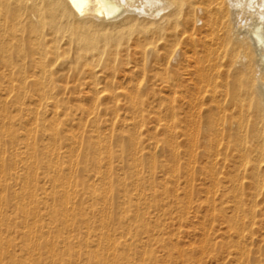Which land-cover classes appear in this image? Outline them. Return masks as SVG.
<instances>
[{"label":"bare ground","instance_id":"1","mask_svg":"<svg viewBox=\"0 0 264 264\" xmlns=\"http://www.w3.org/2000/svg\"><path fill=\"white\" fill-rule=\"evenodd\" d=\"M148 98L165 181L264 208V0H0V264L133 263Z\"/></svg>","mask_w":264,"mask_h":264},{"label":"rangeland","instance_id":"2","mask_svg":"<svg viewBox=\"0 0 264 264\" xmlns=\"http://www.w3.org/2000/svg\"><path fill=\"white\" fill-rule=\"evenodd\" d=\"M80 98L82 103L89 104L85 96ZM147 101L148 112L134 129L142 140V152L150 154L143 158L139 167L137 183L142 191L138 195L131 192L124 195L114 186L115 192L109 201L120 204L131 196L137 197L141 203L139 215L144 216L143 220L133 218V227L128 229L120 227L116 221L107 226L111 235L117 237L122 232L123 238L128 240L127 245L118 247L119 256L130 258L132 264H264V208L257 206L234 212L230 195L187 194L181 184L174 187L165 181V114L157 112L160 105L156 102L150 98ZM120 102H124L123 99ZM124 112L125 109L119 111ZM134 130L130 129L128 133ZM151 157L154 162L152 172L148 167ZM127 173V165L122 163L116 178L128 183ZM152 191H155L153 198L150 197ZM257 199L263 202L261 196ZM213 206L217 210H212ZM130 215L131 211L121 217ZM92 223L93 229L99 227V221ZM134 224L144 226L147 232L135 234ZM144 251L148 253L144 257L153 258L141 261Z\"/></svg>","mask_w":264,"mask_h":264}]
</instances>
